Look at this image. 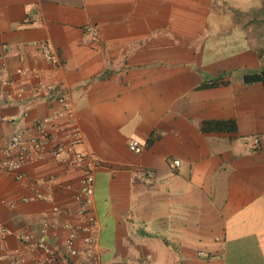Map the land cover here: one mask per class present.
<instances>
[{
    "label": "crops",
    "instance_id": "crops-1",
    "mask_svg": "<svg viewBox=\"0 0 264 264\" xmlns=\"http://www.w3.org/2000/svg\"><path fill=\"white\" fill-rule=\"evenodd\" d=\"M22 67L39 69L42 89ZM262 69L264 0H0V146L66 90L77 148L99 160V264H264V87L243 78ZM214 120L235 128H204ZM20 173H0V264L54 205L80 222L79 168L46 152Z\"/></svg>",
    "mask_w": 264,
    "mask_h": 264
},
{
    "label": "built area",
    "instance_id": "built-area-1",
    "mask_svg": "<svg viewBox=\"0 0 264 264\" xmlns=\"http://www.w3.org/2000/svg\"><path fill=\"white\" fill-rule=\"evenodd\" d=\"M83 32L89 37L95 36L91 25L84 26ZM36 45L46 62L55 68L61 65L59 54L51 40H41L36 42ZM17 73L31 74L35 78L34 90L43 88L44 84L38 68L22 67L17 69ZM55 99L59 103L58 109L44 117L33 118L31 128L15 131L7 142L0 146L2 155L0 173L14 174L16 178H19L24 164L43 159L46 152L66 167L79 168L81 171L80 187L75 193L79 207L75 213L80 218V222L73 223L68 219H61L63 209L54 205L51 209L53 218L40 219L38 234L28 233L23 236V249L12 258V263L99 264L96 248L99 223L92 211L94 174L99 166V160L91 152L77 148L81 141V131L76 124L69 92L62 90ZM257 141V138L251 140L252 144H256ZM127 146L129 150L136 153L142 149L136 139L129 140ZM178 163L179 160L173 161L174 165ZM58 228L66 230V235L60 245L44 239L48 230L51 231V236H54Z\"/></svg>",
    "mask_w": 264,
    "mask_h": 264
},
{
    "label": "trees",
    "instance_id": "trees-1",
    "mask_svg": "<svg viewBox=\"0 0 264 264\" xmlns=\"http://www.w3.org/2000/svg\"><path fill=\"white\" fill-rule=\"evenodd\" d=\"M243 78L246 83H252L255 81L261 82L264 87V69L259 72L244 74ZM204 128L233 130L235 128V123L231 120H214L206 122Z\"/></svg>",
    "mask_w": 264,
    "mask_h": 264
}]
</instances>
